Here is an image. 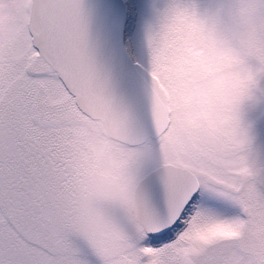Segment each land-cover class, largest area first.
Here are the masks:
<instances>
[{"label":"snow or ice","instance_id":"obj_1","mask_svg":"<svg viewBox=\"0 0 264 264\" xmlns=\"http://www.w3.org/2000/svg\"><path fill=\"white\" fill-rule=\"evenodd\" d=\"M0 264H264V0H0Z\"/></svg>","mask_w":264,"mask_h":264}]
</instances>
